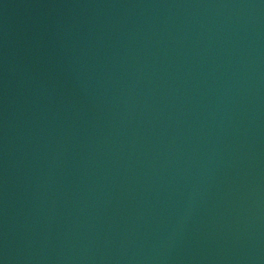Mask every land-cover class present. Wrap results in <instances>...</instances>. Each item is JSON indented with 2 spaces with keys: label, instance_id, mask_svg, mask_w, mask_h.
Wrapping results in <instances>:
<instances>
[{
  "label": "water",
  "instance_id": "water-1",
  "mask_svg": "<svg viewBox=\"0 0 264 264\" xmlns=\"http://www.w3.org/2000/svg\"><path fill=\"white\" fill-rule=\"evenodd\" d=\"M0 264H264V0H0Z\"/></svg>",
  "mask_w": 264,
  "mask_h": 264
}]
</instances>
